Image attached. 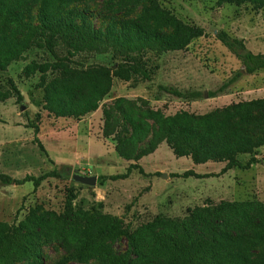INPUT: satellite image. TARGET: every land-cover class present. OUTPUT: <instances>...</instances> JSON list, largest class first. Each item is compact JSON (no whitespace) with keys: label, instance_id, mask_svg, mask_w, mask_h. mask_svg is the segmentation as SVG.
I'll return each instance as SVG.
<instances>
[{"label":"trees","instance_id":"1","mask_svg":"<svg viewBox=\"0 0 264 264\" xmlns=\"http://www.w3.org/2000/svg\"><path fill=\"white\" fill-rule=\"evenodd\" d=\"M15 1L0 7V73L7 72L13 62L22 60L31 49L47 53L48 59L33 62V71L40 74L38 88L43 92L45 109L55 117L81 119L96 112L116 78L123 81L150 78L149 54L182 50L192 38L206 35L203 28L190 26L163 8L159 0H130L132 5L126 8L140 4L144 14L106 32L82 10H73L68 17L61 6H41L37 16L25 18L23 10L11 8ZM17 1L23 8V2ZM243 1L218 0V4L239 5ZM218 39L243 67L223 81L210 97L224 94L244 73L264 69V53L253 52L243 40L231 38L225 32H220ZM102 54H110L114 66L89 62ZM164 89L182 96L174 87ZM14 96L17 103L24 100L15 80L5 77L0 81V102ZM102 113L103 136L116 142L115 151L128 162L123 173L105 176L113 181L127 179L133 171L154 175L146 172L139 160L155 153L164 142L176 157L189 156L194 165L210 161L225 163L219 173H199L190 168L172 173L175 178L219 177L231 169L247 170L261 162L257 154L264 146V98L232 103L207 118L187 112L165 116L142 97H117L104 105ZM135 117L151 120L155 125L142 152L139 143L145 140L148 127L143 122L132 124L135 134L131 135L126 122H133ZM27 118L34 130L33 142L48 156L38 137L39 125ZM37 119H41L40 115ZM240 154L250 157L244 162ZM51 177L60 175L53 170L39 176L27 174L13 178L0 172L2 183L31 182L34 190ZM74 199L70 190L62 212L41 207L19 225L0 222V264H19L30 259L39 264L37 255L45 237L65 249L62 264L95 258L105 264H264V203L261 201L209 200L202 206L189 208L184 216L157 214L130 227L121 217L76 207ZM120 238L126 242L123 251L107 247Z\"/></svg>","mask_w":264,"mask_h":264},{"label":"rangeland","instance_id":"2","mask_svg":"<svg viewBox=\"0 0 264 264\" xmlns=\"http://www.w3.org/2000/svg\"><path fill=\"white\" fill-rule=\"evenodd\" d=\"M11 0H0L4 8ZM16 0L13 9L23 10L25 18L37 16L41 6H61L70 17L73 10L87 13L96 26L103 31L118 26L129 18L144 14L140 4L130 0ZM163 8L193 27H201L206 35L192 38L190 44L177 51L149 54L148 80H114L112 90L103 99L101 108L81 119L55 117L45 109L43 92L38 88L40 74L34 72L35 61L48 59L43 50L34 48L26 52L22 60L13 62L7 72L0 73V81L12 77L21 90L24 100L16 102L11 97L0 102V172L13 178L27 174L39 176L56 170L60 177H51L34 190L33 184L7 185L0 181V222L19 225L32 212L41 207L62 212L67 193L73 190L76 207L93 213L118 216L125 225L136 227L144 219L163 214L169 217L186 215L189 208L204 205L209 200L240 201L258 200L264 203V146L258 149L261 162L250 169H231L219 177L203 179L175 178L171 174L182 173L190 168L199 173H219L225 166L221 162L194 165L191 157H176L166 142L161 150L139 160L152 176L134 172L129 178L107 179L109 174L123 173L128 162L115 151L116 142L102 133L104 105L117 97L136 99L142 97L154 109L165 116L187 112L194 117L207 118L222 111L232 103L264 98V69L253 74L244 73L240 80L224 94L210 97L209 94L243 67L242 62L218 39L220 32L231 38L244 41L255 53H264V0H244L241 4L219 5L218 0H159ZM89 62L114 66L110 54L97 55ZM30 65V66H29ZM29 66V67H28ZM174 87L182 92L176 96L165 91ZM25 105V110L21 106ZM40 115L41 119H37ZM40 127L39 139L48 156L33 142L34 130L28 118ZM145 123L147 135L139 143L140 151L147 148L151 120L135 117L127 121L130 134H135L134 125ZM249 155L240 154L242 161ZM78 172L96 175V185H86L73 179ZM166 174V176H163ZM124 238L108 244L113 251H123ZM66 251L56 241L43 238L39 264H62ZM19 264H34L33 259ZM63 264H105L99 258ZM261 264V263H256Z\"/></svg>","mask_w":264,"mask_h":264},{"label":"water","instance_id":"3","mask_svg":"<svg viewBox=\"0 0 264 264\" xmlns=\"http://www.w3.org/2000/svg\"><path fill=\"white\" fill-rule=\"evenodd\" d=\"M26 106L22 105L21 109L25 110ZM163 176H166V174H163ZM73 179L77 182L86 184V185H96L97 182V176L96 175H84V174H80L78 172H75L73 174Z\"/></svg>","mask_w":264,"mask_h":264},{"label":"crops","instance_id":"4","mask_svg":"<svg viewBox=\"0 0 264 264\" xmlns=\"http://www.w3.org/2000/svg\"><path fill=\"white\" fill-rule=\"evenodd\" d=\"M98 110H99V109H98ZM93 113H95V112H93ZM90 115H91V114H90ZM163 144H164V143H162V144L160 145V147L157 149L156 152H158V151L161 150V147H162ZM154 154H155V153H154ZM140 163L142 164V162H140ZM142 165H143V164H142ZM143 167H144V165H143ZM134 172H136V171H133V173H134ZM133 173H132V174H133ZM109 175H110V174H109Z\"/></svg>","mask_w":264,"mask_h":264}]
</instances>
